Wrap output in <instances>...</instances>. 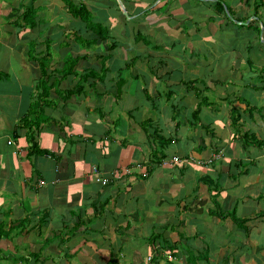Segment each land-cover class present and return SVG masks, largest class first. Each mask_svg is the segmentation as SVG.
Listing matches in <instances>:
<instances>
[{
	"label": "crops",
	"instance_id": "obj_1",
	"mask_svg": "<svg viewBox=\"0 0 264 264\" xmlns=\"http://www.w3.org/2000/svg\"><path fill=\"white\" fill-rule=\"evenodd\" d=\"M71 1L0 0V264H264V0Z\"/></svg>",
	"mask_w": 264,
	"mask_h": 264
},
{
	"label": "trees",
	"instance_id": "obj_2",
	"mask_svg": "<svg viewBox=\"0 0 264 264\" xmlns=\"http://www.w3.org/2000/svg\"><path fill=\"white\" fill-rule=\"evenodd\" d=\"M68 8V11H70V13L73 15V17L77 18V19H80V20H83V21H87L86 19V16L88 15L86 11H84L83 7H76L73 2L71 0H63ZM263 5L264 6V3L258 5V6H261ZM229 11V9H228ZM26 15H28L30 17V26L33 28L36 26V23L34 22V15H35V10L33 8H28L26 10ZM257 32L260 31V27H256L255 28ZM98 31V30H97ZM99 34L98 36L99 37H106V36H103L100 31L97 33ZM78 58H72V57H68L66 58L65 62H64V69H63V73L64 74H67V73H72L73 72H76L74 71V66L75 64H77L78 62ZM40 63V69H41V77H39L38 81H37V91H40L41 90V93L39 94V97L38 99H35L27 113L25 114V116L20 120V123H21V127H24L28 130L32 129V128H35L37 129L39 124L41 123V120H39V117L37 116L38 114H36L37 112V109L39 108L38 106L41 104V103H44L43 99H44V96H46V93L48 90V88L46 87V80H47V76H46V65H45V61H39ZM43 64V65H42ZM89 72H84L83 75L81 76V79H83V82L87 80V78L89 77ZM82 84H81V88H82ZM82 90V89H81ZM197 92H199L198 90H196ZM200 94V93H198ZM40 115V114H39ZM31 153H34V152H38L39 154H44V151H40V149H37L35 148V145L32 144V147H31V150H30Z\"/></svg>",
	"mask_w": 264,
	"mask_h": 264
},
{
	"label": "built area",
	"instance_id": "obj_3",
	"mask_svg": "<svg viewBox=\"0 0 264 264\" xmlns=\"http://www.w3.org/2000/svg\"><path fill=\"white\" fill-rule=\"evenodd\" d=\"M174 160H177V158H175ZM135 170L139 171V173L142 177H146L148 175V172L143 169V163L142 162H137L132 167L123 168L121 171H118V173H119V175H121V174H124V175L133 174V172H135ZM102 182L105 183V181H102Z\"/></svg>",
	"mask_w": 264,
	"mask_h": 264
},
{
	"label": "rangeland",
	"instance_id": "obj_4",
	"mask_svg": "<svg viewBox=\"0 0 264 264\" xmlns=\"http://www.w3.org/2000/svg\"><path fill=\"white\" fill-rule=\"evenodd\" d=\"M259 7H260V6H257L256 8H259ZM262 9H264V6L262 7ZM258 33L261 35L262 30L260 29V31H259ZM263 42H264V39H261V38H260V39H259V44L262 45V44H264ZM78 43H79L80 45H84V44H86V42H78ZM251 44H252V41H249L248 44H246L245 42H243L241 46L244 47V50H246L248 46H251ZM39 60H40V61L45 60V61H46V64L48 63L46 57L40 58ZM206 93H207V96H208L209 93H208L207 91H206ZM196 118H197V117H196ZM233 121H234V120H233V118H232V119H231V122H230V125L233 124Z\"/></svg>",
	"mask_w": 264,
	"mask_h": 264
},
{
	"label": "water",
	"instance_id": "obj_5",
	"mask_svg": "<svg viewBox=\"0 0 264 264\" xmlns=\"http://www.w3.org/2000/svg\"><path fill=\"white\" fill-rule=\"evenodd\" d=\"M237 24H242V22H237Z\"/></svg>",
	"mask_w": 264,
	"mask_h": 264
}]
</instances>
